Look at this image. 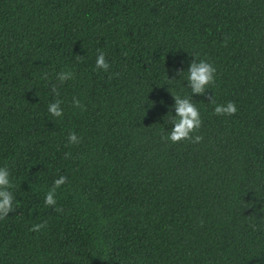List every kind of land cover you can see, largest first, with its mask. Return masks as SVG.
Returning a JSON list of instances; mask_svg holds the SVG:
<instances>
[{"label":"trees","instance_id":"obj_1","mask_svg":"<svg viewBox=\"0 0 264 264\" xmlns=\"http://www.w3.org/2000/svg\"><path fill=\"white\" fill-rule=\"evenodd\" d=\"M192 58L215 81L171 142ZM0 167V264H264V0H0Z\"/></svg>","mask_w":264,"mask_h":264},{"label":"clouds","instance_id":"obj_2","mask_svg":"<svg viewBox=\"0 0 264 264\" xmlns=\"http://www.w3.org/2000/svg\"><path fill=\"white\" fill-rule=\"evenodd\" d=\"M96 67L98 69L107 70L109 64L105 60L103 52H100L96 57ZM187 73V87L190 89L191 96L176 94L173 97L174 104L171 106L172 127L168 133L167 139L171 142H177L184 139H192L191 133L198 129L201 125L200 113L196 105L192 102V97L197 95H205L206 90L214 84L215 81V67L204 59L196 60L191 59L188 62L186 70L179 71L178 74ZM71 73L61 72L57 74V79L63 82L69 79ZM169 79V78H168ZM171 80V79H169ZM60 101L55 100L48 104L47 110L52 117L60 118L62 116V108L60 107ZM74 104H79L78 101L73 100ZM214 113L217 115H231L236 112V106L232 101H228L226 104H216ZM196 141L200 139L199 136L194 138ZM69 143H78L79 138L75 133H70L68 136ZM66 177L59 176L54 180V188L64 184ZM12 187L9 171L7 167H0V217L7 215L13 206V193L10 190ZM45 204L55 205L54 191L49 190L45 196ZM43 225H33V230H39Z\"/></svg>","mask_w":264,"mask_h":264}]
</instances>
